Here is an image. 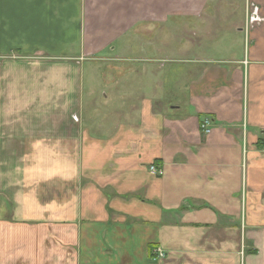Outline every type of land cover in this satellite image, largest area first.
Listing matches in <instances>:
<instances>
[{"label":"crops","instance_id":"1","mask_svg":"<svg viewBox=\"0 0 264 264\" xmlns=\"http://www.w3.org/2000/svg\"><path fill=\"white\" fill-rule=\"evenodd\" d=\"M207 2L0 0V264H264V0L232 23L241 56L198 61L182 88L107 66L103 102L83 100L84 62L134 42L145 61L141 36L103 52Z\"/></svg>","mask_w":264,"mask_h":264},{"label":"rangeland","instance_id":"2","mask_svg":"<svg viewBox=\"0 0 264 264\" xmlns=\"http://www.w3.org/2000/svg\"><path fill=\"white\" fill-rule=\"evenodd\" d=\"M244 0H208L201 11L197 12V17L179 18L178 14L168 17V23L163 24L158 20H152L145 27H134L124 32L118 39L108 46L104 54L113 57L110 48L115 51L125 52L127 41L131 43V36H141L145 41L148 40V51H145V61L137 60V46L134 42L133 53L125 61L100 62L98 60H88L84 62L83 88L84 103L88 102L89 91H94V102L99 104L103 102L104 96L101 88L102 81L96 75L98 70L109 67H119L130 72L133 69L141 70L143 67L160 69L165 74V82L172 86L183 87L189 79L190 71L195 69L198 61L206 59L227 60L235 51L241 56L244 47V38L239 37L233 31L232 23L240 22L243 16ZM252 9L249 8V10ZM247 15L249 13L246 10ZM151 14L153 12L151 11ZM109 28V27H108ZM109 33H114L111 28ZM119 34V33H118ZM118 34L114 37L117 38ZM94 58L98 59L101 55L95 54ZM110 70V68H109ZM99 71V72H100ZM104 72V71H103ZM126 73V72H124ZM108 80V76H105ZM163 79V75L161 76ZM144 78L134 75V83H143ZM101 83V85H100ZM168 87V86H167ZM110 110L111 107L107 106ZM10 208L7 206V214ZM5 215V214H4ZM3 214H0L2 217Z\"/></svg>","mask_w":264,"mask_h":264},{"label":"built area","instance_id":"3","mask_svg":"<svg viewBox=\"0 0 264 264\" xmlns=\"http://www.w3.org/2000/svg\"><path fill=\"white\" fill-rule=\"evenodd\" d=\"M249 11V9H248ZM248 20L250 22H253V21H259L260 19L257 17V10L256 9H252L249 11L248 13ZM210 127H211V123L208 119H204L201 121L200 123V131L202 134H208L209 131H210ZM151 173L153 174H157V175H161L162 172L158 169H156L154 166H151L150 167V170H149ZM157 254L158 256L161 255L159 251H157Z\"/></svg>","mask_w":264,"mask_h":264},{"label":"trees","instance_id":"4","mask_svg":"<svg viewBox=\"0 0 264 264\" xmlns=\"http://www.w3.org/2000/svg\"><path fill=\"white\" fill-rule=\"evenodd\" d=\"M262 146H264V140L262 138H259L256 143V148H260Z\"/></svg>","mask_w":264,"mask_h":264}]
</instances>
